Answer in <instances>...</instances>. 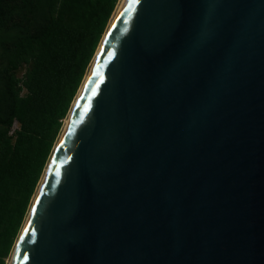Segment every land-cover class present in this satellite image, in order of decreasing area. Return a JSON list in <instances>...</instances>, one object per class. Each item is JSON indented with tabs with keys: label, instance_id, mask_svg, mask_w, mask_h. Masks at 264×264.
I'll return each mask as SVG.
<instances>
[{
	"label": "water",
	"instance_id": "obj_1",
	"mask_svg": "<svg viewBox=\"0 0 264 264\" xmlns=\"http://www.w3.org/2000/svg\"><path fill=\"white\" fill-rule=\"evenodd\" d=\"M10 264H264V0L125 1Z\"/></svg>",
	"mask_w": 264,
	"mask_h": 264
},
{
	"label": "trees",
	"instance_id": "obj_2",
	"mask_svg": "<svg viewBox=\"0 0 264 264\" xmlns=\"http://www.w3.org/2000/svg\"><path fill=\"white\" fill-rule=\"evenodd\" d=\"M119 2L0 0V264L13 254Z\"/></svg>",
	"mask_w": 264,
	"mask_h": 264
},
{
	"label": "rangeland",
	"instance_id": "obj_3",
	"mask_svg": "<svg viewBox=\"0 0 264 264\" xmlns=\"http://www.w3.org/2000/svg\"><path fill=\"white\" fill-rule=\"evenodd\" d=\"M122 2H123V0H120L119 5H118L117 10H116V13L114 14V17H113V19H112V21H111V23H110V26H109V28H108L106 34L109 32L110 28L112 27L113 22H114V20H115V18H116V16H117L118 10H119V8L121 7ZM106 34H105V37L103 38V40H105V38H106ZM103 40H102V41H103ZM103 42H104V41H103ZM101 44H103V43H101ZM100 46H101V45H100ZM98 50H99V49H98ZM97 53H98V52H97ZM97 55H98V54H96V57H97ZM96 57H95V59H96ZM95 59H94V61H95ZM94 61H93V63H92V66H91V68H90V71H91V69H92V67H93V65H94ZM90 71H89L88 75L86 76V78H85V80H84V83H83L82 87L84 86V84H85V82H86V80H87V78H88V76H89V74H90ZM23 72H24V71H23ZM23 72L21 73L20 77L22 76ZM82 87H81V89H80V92H81V90H82ZM80 92H79V94H80ZM79 94H78V96H77V98H76V101H77V99H78V97H79ZM76 101L74 102V104H73V106H72V110L70 111V114H69V116H68V119H67L66 122H65V126H64L63 132H62V134H61L59 140H58L57 143H56V146H55V149H54V152H53V155H52L51 161H50V163L48 164V167H47V169H46V171H45V173H44V176H43V178H42V181H41V183H40V186H39V188H38V190H37V193H36V195H35V197H34V199H33V203H32L31 209H30V211H29V214H30V212H31V210H32V207H33L35 201H36V198H37L38 192H39L40 187H41V185H42V182H43V180H44V178H45V175H46V173H47V171H48V169H49V166H50V164H51V162H52V159H53V157H54V153H55V151H56V149H57V147H58V145H59V142H60V140H61V138H62V135H63V133H64V131H65V128H66L67 122H68V120H69V118H70V115H71V113H72V111H73V108H74V105H75ZM29 214H28V217H29ZM28 217H27V219H28ZM27 219H26V221H27ZM26 221H25V224H26ZM25 224H24V226H25ZM23 228H24V227H23ZM22 231H23V229H22ZM21 234H22V232H21ZM21 234H20V236H21ZM20 236H19V238H18V240H17V243H16V246H15V248H14L13 254H12L10 260L8 261V264L11 263V260H12V257H13V255H14V252H15V250H16V247H17V245H18V242H19Z\"/></svg>",
	"mask_w": 264,
	"mask_h": 264
},
{
	"label": "bare ground",
	"instance_id": "obj_4",
	"mask_svg": "<svg viewBox=\"0 0 264 264\" xmlns=\"http://www.w3.org/2000/svg\"><path fill=\"white\" fill-rule=\"evenodd\" d=\"M125 1H126V0H123V2H122V4H121V7H120L119 10H118L117 16H118L119 12L121 11V9H122V7H123ZM117 16H116V18H117ZM116 18H115V20H116ZM115 20H114V22H115ZM114 22H113V25H114ZM113 25H112V27H113ZM112 27L110 28L109 32L107 33L106 38H105L103 44L101 45V47H100V49H99V52H98V55H97V57H96V59H95V61H94V65H93V67L95 66V64H96V62H97V60H98V58H99V56H100V54H101V52H102V50H103L104 44H105V42H106V40H107V38H108V35H109V33H110ZM93 67H92V69H93ZM92 69H91V70H92ZM90 72H91V71H90ZM89 76H90V74H89ZM89 76H88V78H87V80H86L84 86L82 87V90H81V92H80V94H79V97H78V99H77V101H76V103H75V105H74L73 111H72V113H71V115H70V118H69V120H68V122H67L66 128H67L68 123H69V121H70V119H71V117H72V114H73L74 109H75V107H76V105H77V103H78V100H79V98L81 97V95H82V93H83V90H84V88H85V86H86V84H87V82H88V80H89ZM66 128H65V130H66ZM46 174H47V173H46ZM45 176H46V175H45Z\"/></svg>",
	"mask_w": 264,
	"mask_h": 264
},
{
	"label": "snow or ice",
	"instance_id": "obj_5",
	"mask_svg": "<svg viewBox=\"0 0 264 264\" xmlns=\"http://www.w3.org/2000/svg\"><path fill=\"white\" fill-rule=\"evenodd\" d=\"M27 231V230H26Z\"/></svg>",
	"mask_w": 264,
	"mask_h": 264
}]
</instances>
